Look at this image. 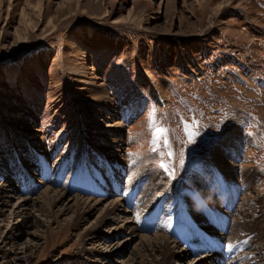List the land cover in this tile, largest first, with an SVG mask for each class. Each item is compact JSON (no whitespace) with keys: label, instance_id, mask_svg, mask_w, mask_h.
<instances>
[{"label":"rangeland","instance_id":"obj_1","mask_svg":"<svg viewBox=\"0 0 264 264\" xmlns=\"http://www.w3.org/2000/svg\"><path fill=\"white\" fill-rule=\"evenodd\" d=\"M70 68L86 75L76 76ZM99 90L108 105H102ZM152 112L169 130L173 155L167 171L150 144ZM117 123L122 131L111 135L105 126ZM185 123L194 133L192 142ZM233 133L243 137L244 150L229 188L214 154L219 157L216 147ZM111 139L115 142L107 146ZM99 147L124 149L121 183L133 179V163L134 187L142 181L139 188L151 190L142 210L124 195L115 196L134 211L139 233L156 230L174 241L178 227L189 228L193 216L204 212L203 221L211 220V229L229 238L221 244L233 247L232 264H264V0H0V184L6 190L8 180L14 185L5 213L0 211V264H85L83 232L100 217L96 211L81 219L82 207L42 201L39 209L31 203L36 208L27 211L25 222L24 212L13 218L6 210L17 194L35 196L46 186L66 196L105 199L92 193L95 187L89 190L90 177L100 171L113 186L118 172L112 154ZM212 170L217 179L208 182L215 183V205L186 202L196 175ZM152 214L155 226H137ZM237 218L260 222L244 237L249 229L237 233ZM222 221L226 234L215 229ZM127 235L121 231L116 240ZM200 241L189 239L182 247L189 251ZM139 245L128 241L107 264H157Z\"/></svg>","mask_w":264,"mask_h":264},{"label":"bare ground","instance_id":"obj_2","mask_svg":"<svg viewBox=\"0 0 264 264\" xmlns=\"http://www.w3.org/2000/svg\"><path fill=\"white\" fill-rule=\"evenodd\" d=\"M197 2H199V1H197ZM181 3H183V2H181ZM148 32H149V30H148ZM74 45L77 48L81 46L79 41H76L74 43ZM70 69L76 76L83 77V76L86 75V72L84 70L77 69V68L76 69L70 68ZM82 81H83V83L94 84L93 80H91L92 82L89 81L88 79H83ZM96 93H98L99 96L102 98V101H103L102 105H108L109 104L108 103V98L106 97V95H105V93L103 91L100 92V90H99V92L97 91ZM107 112H110L111 114H114L113 110H108ZM106 118H111V117H110V115H108ZM121 127H122V125L120 123L113 124V125H106L105 126L107 131L110 130L111 135L114 132L115 133H120L122 131ZM235 133H236V130H235ZM235 133H233L232 135H228L226 137L227 140L225 142L221 141L222 145L216 147V149L218 148L217 153L220 154L219 157L217 156L216 152L214 154V159H215L216 163L218 164V166H217L218 168L216 170H217V172L220 171V172L223 173V177L227 181V182H225L226 183V187H228L230 185L229 188H231V186H234V183H236V181H234V180H236L235 176L237 177V174H238V171H239V169L237 168L238 167V159L240 160V155H241L240 152H242L244 150V149L241 150L243 148V146H244L243 137L240 138L239 134H235ZM116 136H118V135H116ZM115 138H117V137H115ZM112 140L113 139H111L108 142H106V145L109 146L111 143H113L114 140L113 141ZM116 142L120 143L121 141L117 140ZM117 145H119V144H116L115 146H117ZM99 148H100L99 149L100 152L101 151L102 152L103 151H105V152L109 151V154L110 153L112 154V156H113L112 158L115 160V162L117 164L116 172H118L116 175H112L113 176L112 177V182H114L113 186H109L108 184H106L105 182L108 181V180L104 181L102 179V176L99 173H97V174H99L101 176V179H98V186H97L98 190L97 191L99 193V196L104 197L105 199H103V198H94V199H92L91 197L90 198L80 197L81 195L78 196V195H75V194L74 195L71 194V196H66L63 191H60V190H57V189H53V188H51L49 186H46V187H43L41 190H39L36 193L37 195H35V196L26 197L25 195H21V194L19 195V194L16 193L17 195L15 196V201H14V203H12V205H10V210H6V213L10 214L11 217L14 218V217H18L20 215V213L24 212V214H25L24 221L27 222V219L29 218V215H30L29 212H27V211L30 208H34L31 205V203H37V205H38L37 209H39L41 207V203L43 204L42 201H45L47 204L49 203L52 206H55V205H57V203L59 204V202H62L63 205H66L67 207H69V206L82 207L83 210L80 208L82 211H79V217H81V219L82 218L86 219L88 215H90L93 211H96L97 215H100V217L92 225H90L89 227H87V224H86L85 227H87V229L84 230L85 232H83L84 236H85V240H86L85 245L88 246V247L84 246V248L81 249L80 253H83V251H84V254L87 255V261L85 262V264H107V262H106L107 260L106 259L110 260L111 258H113V256L115 258L116 254H119V252H124L126 250V246H127V242L128 241H135V240H136V243L138 242L141 246H146V248L151 251V256L153 258L152 260L155 261L157 264H172L173 262H186V264H201L202 262H204V264H219L218 261L216 260V258L220 261V264H232L233 263L231 261V257L230 256L223 260L222 257H223L224 254H221L222 255L221 256V255L216 254V252H213L214 248L217 246L219 241H216L215 247H211V249H213V250L210 249L211 252H209L208 248H205V249L199 248V246H202L201 245L202 242L199 245L190 246L191 248H189V249H191V250H189V251L186 248V246L182 247L183 245L188 243L189 239H193L194 238L195 235L193 234V232L195 231V229L198 230V231H196L197 232V236L202 235L204 237V239L216 240L218 238L221 241L226 239V237H225L226 235L222 236L220 233L215 232L213 229H211L212 228V224H213V222L211 220H208V221L204 220L203 221L202 216L205 215L204 212H203V215H200V216L199 215H195V216H193V220H191L190 223H189V228H187V227H185V228L178 227V231L180 232V234L178 235L177 239L173 238L174 241L171 240V237H173V236H171V235L168 236V234L164 235V234L157 233L156 230L153 231L150 234L139 233L137 231V228L134 225L135 223L133 222V219H132L134 211H129L125 207H122V203H121L122 200H120V198H116L115 196H116V194L124 195L122 197V199L123 200L125 199L126 202L127 201L129 202L130 199H129V197H127L129 193L134 192V190H135V194L139 193L140 191H143L142 197H140L139 200H135L134 201V199H133L134 197L131 199L136 205H138V207H139L138 209L142 210L144 208L143 207V205H144L143 201H145V199L147 197L149 198L148 195L150 194L151 190L147 189V188H145V190L143 188V190H142L141 188H139V187L142 186V184H141L142 181L140 183H136L137 186L134 187L135 178H136L137 175L133 176V170H134V164L133 163H131L133 165V168L129 172V176L133 177V179L130 178V181H128V183H126V184L125 183L122 184L120 182L121 178H124L122 176V174H121V163H122L121 161H124V159H125L123 157V153H122V151L124 149L122 150L120 147H116L115 149H111L110 147H107V148L99 147ZM105 152H103V153H105ZM97 157L100 159V161L101 160L102 161H104V160L107 161V159H108L103 154L102 155L99 154ZM229 159H231L232 161L229 160ZM129 164H130V162H129ZM140 172L138 173V175L140 174ZM213 172H215V171H213V170H212V172H210V171H206V172L202 171L201 172L200 171L198 173V176L196 175V173H194L196 175V178L193 179V181L191 183L192 185H189L190 186L189 188H190V190H193V192L195 191L194 192L195 194L194 193H188L187 194L188 198L186 199V202H188L189 199H190V202H191V199H194L195 201H198V202H200V201L201 202H206V201L210 200L209 201L210 205L213 202L215 203V201H216L215 198L216 197L213 198V196L211 195V190L213 192L214 189H212V187L214 186L215 183H212L210 185L209 182H208V181H210L212 179H213V182L214 181L216 182L217 172L216 173H213ZM241 172L244 175L243 177L247 176V169L245 168L244 165H243V169L241 170ZM242 173H240V174H242ZM148 175L149 174H147V176ZM214 176H216V177H214ZM28 177H29V175H28ZM32 177H33V175H32ZM149 177H150V180H151L152 179L151 175H149ZM11 181H13V180H11ZM153 182H154V180H151L149 183H153ZM10 185H12V187L14 186L8 180V183H6L5 186L8 187L9 189L6 190V189H4L5 187L0 184V211H2L3 213H5V210H3L2 207L5 206L6 201L12 195V193H11L12 190H10V189H12V187H10ZM133 188H135V189H133ZM148 188H150V186ZM237 189H238V187H237ZM219 196H221V195H218V197ZM107 198H110V199H107ZM246 199L250 200V199H248V197H246ZM195 201L193 203H195ZM126 202H124V203H126ZM46 203H44V205H47ZM191 203H189V205H191ZM59 208H60V205H59ZM59 208H57V210ZM61 208H62V206H61ZM190 209L192 210L191 207H190ZM204 209H206V208H204ZM74 210H75V208H74ZM90 211H92V212H90ZM35 212L37 213V211H35ZM58 212H60V211H58ZM53 217H55V216H53ZM95 217L96 216H94V219H95ZM149 217H151V218H149L147 221H140L139 223H137V226L141 225L142 227H146V228L148 226L149 227L155 226L156 221L153 220L154 217L153 216H149ZM226 217H223V218H226ZM222 222L224 223V221H222ZM259 222H260L259 220L250 219V220L246 221L244 219L237 218L235 220V226L237 228L235 231L237 233L241 234L242 232H245L246 230L249 229L250 231L248 230V232H245L244 234L242 233L244 235V237H245V236L253 233L252 231H254L253 229L255 227L258 228ZM88 223H89V221H88ZM20 224L22 225V223H20ZM263 226H264V224H262L260 226L261 231L263 230ZM201 228H203L205 230L204 231L202 230L201 232H199V230ZM16 229L19 230V228H16ZM151 229L152 228H150L149 230H151ZM223 229L225 231V233H223V234H226L227 230L229 228L228 229L227 228H223ZM217 230H219V229H217ZM121 231H124L125 234L129 233V235H127L128 237L126 236L123 240H120V241L116 240V239L120 238L118 235H119V233ZM104 236H106V237L110 236L111 240L108 241V242L101 241V238L103 239ZM228 237H230L229 234H228ZM231 238L234 239V237H231ZM228 239L229 238H227L226 240H228ZM258 240H259V237H258ZM224 242H226V241L224 240ZM233 243H235V242H233ZM99 244L101 245V247L99 246ZM229 246H231V245H229ZM259 249H261V248L259 247L258 250ZM137 250L139 252V249H137ZM188 252H190V254H188ZM213 255H215L216 257H214ZM114 258H113V260H114ZM146 258H147V256H146ZM233 258H234V256H233ZM124 260H125V257H124ZM126 261L127 260H125V263H126ZM255 261H256V259H255ZM251 262H252V260H251Z\"/></svg>","mask_w":264,"mask_h":264},{"label":"snow or ice","instance_id":"obj_3","mask_svg":"<svg viewBox=\"0 0 264 264\" xmlns=\"http://www.w3.org/2000/svg\"><path fill=\"white\" fill-rule=\"evenodd\" d=\"M185 133L188 135L189 142H192L194 133L191 130V126L187 123L184 125ZM148 130L151 133L150 144L152 145V151L160 153V167L165 171L168 170V160L172 157L173 153L170 149V141L168 132L169 130L159 124L155 116V112L149 114L148 118Z\"/></svg>","mask_w":264,"mask_h":264}]
</instances>
